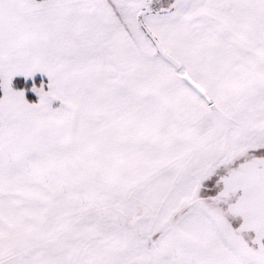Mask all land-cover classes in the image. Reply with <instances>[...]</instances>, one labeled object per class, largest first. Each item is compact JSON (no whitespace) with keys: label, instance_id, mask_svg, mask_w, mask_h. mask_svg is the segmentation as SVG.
<instances>
[{"label":"snow or ice","instance_id":"obj_1","mask_svg":"<svg viewBox=\"0 0 264 264\" xmlns=\"http://www.w3.org/2000/svg\"><path fill=\"white\" fill-rule=\"evenodd\" d=\"M0 264H264V0H0Z\"/></svg>","mask_w":264,"mask_h":264}]
</instances>
